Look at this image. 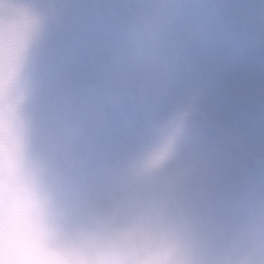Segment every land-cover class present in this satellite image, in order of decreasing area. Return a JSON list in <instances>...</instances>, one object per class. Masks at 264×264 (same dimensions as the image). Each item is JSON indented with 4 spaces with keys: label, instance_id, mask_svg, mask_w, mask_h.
<instances>
[{
    "label": "rangeland",
    "instance_id": "374dc122",
    "mask_svg": "<svg viewBox=\"0 0 264 264\" xmlns=\"http://www.w3.org/2000/svg\"><path fill=\"white\" fill-rule=\"evenodd\" d=\"M0 31V208L111 264H264V0H0Z\"/></svg>",
    "mask_w": 264,
    "mask_h": 264
},
{
    "label": "clouds",
    "instance_id": "9594fccd",
    "mask_svg": "<svg viewBox=\"0 0 264 264\" xmlns=\"http://www.w3.org/2000/svg\"><path fill=\"white\" fill-rule=\"evenodd\" d=\"M0 264H111V257L103 239H81L21 191L0 208Z\"/></svg>",
    "mask_w": 264,
    "mask_h": 264
},
{
    "label": "trees",
    "instance_id": "16d2710c",
    "mask_svg": "<svg viewBox=\"0 0 264 264\" xmlns=\"http://www.w3.org/2000/svg\"><path fill=\"white\" fill-rule=\"evenodd\" d=\"M0 36H1V38L3 37V36H2V32H1V31H0Z\"/></svg>",
    "mask_w": 264,
    "mask_h": 264
}]
</instances>
